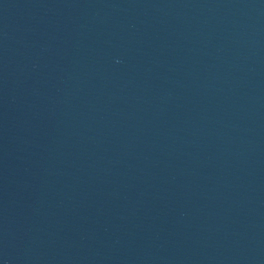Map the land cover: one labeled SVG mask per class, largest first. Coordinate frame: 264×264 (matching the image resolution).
Wrapping results in <instances>:
<instances>
[{"label":"water","instance_id":"95a60500","mask_svg":"<svg viewBox=\"0 0 264 264\" xmlns=\"http://www.w3.org/2000/svg\"><path fill=\"white\" fill-rule=\"evenodd\" d=\"M0 264H264V0H0Z\"/></svg>","mask_w":264,"mask_h":264}]
</instances>
